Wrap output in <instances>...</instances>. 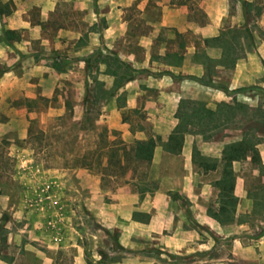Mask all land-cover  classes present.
<instances>
[{
    "label": "crops",
    "instance_id": "crops-1",
    "mask_svg": "<svg viewBox=\"0 0 264 264\" xmlns=\"http://www.w3.org/2000/svg\"><path fill=\"white\" fill-rule=\"evenodd\" d=\"M64 1L73 0H0V6L5 11L2 17L0 16V22L6 23L5 29L13 32L12 35H17L21 30L29 32V39L17 36L11 39L4 38L6 45L8 43L19 47L18 58L22 64V75L17 78L12 74L11 69L4 70L0 75V102L5 98L1 85L4 86L9 81H15L16 85L20 81L22 88L30 86L42 88L41 95L44 96L53 93L56 73L67 71L74 73L76 70L82 72L87 81L86 60L90 61L92 55L96 56L100 51L88 53L85 47H78L76 50L79 56L77 59L73 58L72 47L82 41L83 35L73 27L57 24L54 21L55 15L65 13ZM89 1L93 6L95 0ZM111 1L119 5V0ZM131 1L140 10L139 17L147 26V32L138 33L135 30L121 32L118 26L128 23V20L119 15V20L116 22L113 19L109 29H105V36L118 39L126 34L128 38L140 39L141 42L137 44L141 45L143 56L141 59H136L130 50L118 51L117 57L125 63L132 64L134 74L131 79L119 84H116V76L111 74L104 76L108 81V85L105 86L107 90L105 103L111 102L113 105L106 115V122L109 128L108 134L111 136L113 131L110 129H113L112 125L119 119L118 124L125 127L120 135L126 141L142 140L151 135L160 137V140H156L153 157L147 166L145 176L148 181L156 182V189L151 194L140 195L131 189L129 182H124L129 179L130 174L126 175L122 183L117 184L115 188L106 189L101 185V175L79 169L75 176L79 209L73 206L68 208L66 201L68 202L69 198L64 191H61L60 194L65 195L62 201L65 202H62L63 204L58 208L55 205L49 206L50 215L56 217L60 212L64 216H70L82 212L85 221L89 218L101 229L115 234L116 239L111 245H116L117 248L110 250L108 254L102 253L109 260H104L97 252L93 256L94 259H88L80 229L74 228L71 223H59L57 218L45 220L41 217L44 213L40 212L43 208L33 206L29 211L23 209L14 211L13 218L2 222L6 234L5 237L0 236L4 238V240L0 239V245L4 244V248L0 246V264H161L160 261L165 259L172 262L171 258L176 260L175 263L172 262L173 264H184L181 261L188 259L193 260L192 264H264V233L258 239H252L249 232H246L247 224L238 221V217L249 214L252 207L244 186V176L238 173L241 168L240 162L231 163L235 177L233 194L237 197L234 216L232 221L221 224L207 211L208 208L213 211L218 209L216 199L219 190L215 182L220 178L221 171L214 180L206 182L199 180L198 169L191 159L192 144L194 142L198 144V137L185 133L182 148L180 147V159L176 164L168 160L170 155L168 137L177 123L173 117L176 108L174 106L170 108V116L167 111L153 110L150 107H155L157 98H151L147 92L149 88L163 92L159 87L168 81L169 77L138 76L143 71L154 70L153 67L156 66L157 71H170L184 76L180 83L182 89L188 85L198 86L196 81L185 79L199 77L197 73L188 69L192 68L193 64L189 59L187 60V55L191 56L196 49H199L196 41L200 36L208 38L217 35L214 30L218 29L220 22L226 17L234 18L233 13L228 10L231 0H198L196 6H189L185 0H182V4L160 0ZM236 1L235 13L243 21L247 19L244 6L261 5L260 0ZM80 2L81 0L74 6L77 10L85 8L79 5ZM152 6L158 8L157 14L152 11ZM194 9L205 18V25L200 26L197 20L193 19L190 12L192 13ZM30 10L37 12L35 18L31 17ZM93 15L95 21L97 17L99 19L97 11H94ZM161 31H164V34H161ZM187 33L191 38H195L194 43L190 40L184 46L173 49L167 46L166 42L174 39L175 35L184 36ZM156 38H161L157 48L153 42ZM65 48L67 50L63 58L64 66L58 67L51 56L62 53ZM256 50L264 55V43H257ZM70 51L73 54H69ZM157 57L160 60L153 61ZM26 60L28 61L24 63ZM198 65L194 64L195 70H198ZM245 66L241 62L236 64L239 76L240 72L247 68ZM263 71L264 68L259 69L258 73L264 77ZM92 83V80L86 82L85 95H87V86ZM245 84L248 83H241L236 79L232 80L230 86ZM34 95L25 91L22 101L26 103L25 98L35 97ZM179 97L180 93L177 98ZM143 101L150 102L149 106L143 107L148 109L146 117H143L148 127L143 125V121L138 117L131 122L122 121L121 114L132 113L137 104ZM91 104L93 107L92 102ZM225 141H231V137H226ZM261 164L264 165L263 155ZM174 166L178 168V174L171 173V168ZM216 171L217 168L214 172ZM253 172L254 175H258L255 169ZM69 179L70 176L62 179L64 186ZM49 180L51 183H57L53 178ZM258 181L264 184V173L259 175ZM198 182H201L200 186ZM170 194L184 201L188 200L190 204L186 206L181 201L177 202L170 197ZM56 196L55 189L52 197ZM54 203L57 204V201L54 200ZM20 218H25L27 221L20 225L12 221L13 219L20 221ZM202 233H205V239ZM92 236L96 238V235ZM154 252L160 257L158 262L151 256Z\"/></svg>",
    "mask_w": 264,
    "mask_h": 264
},
{
    "label": "rangeland",
    "instance_id": "rangeland-1",
    "mask_svg": "<svg viewBox=\"0 0 264 264\" xmlns=\"http://www.w3.org/2000/svg\"><path fill=\"white\" fill-rule=\"evenodd\" d=\"M78 1H64L63 12L65 13L55 15L54 21L82 32V41L71 46L74 59L79 56L78 50H76L78 47H85L88 53L100 51L96 56L92 55L90 61L86 60L87 81H93L90 86H87V96L85 95L87 82L84 78L85 75L76 70L74 73L68 71L56 73L55 87L51 95H41L42 88L39 87L22 88L20 81H18L19 85H16L15 81H9L4 86L1 85L5 98L0 102V236L5 237L6 234L2 222L13 218L14 211L19 209L29 211L33 206L35 208L41 206L43 209H40V212L44 213L41 214V217L45 220L50 221L52 218H57L59 223H71L74 228L80 229L82 240L86 246V257L89 259L93 258L96 252L108 254L110 250L117 248L116 245H111V242L116 239V235L101 229L89 218H86L85 221L82 212H76L75 215L70 216H64L59 212L58 216H51L49 206L55 205L58 208L65 202L62 200L66 195L69 198V201H66L68 208L73 206L78 210V185L75 182L77 171L82 169L91 174L100 175L98 170L102 169L95 159L96 156L91 161L85 160V162H91V168L80 167L87 153L92 152L96 148L95 146L99 145L114 143L118 146L128 147L132 143L130 140L122 139L120 132L125 127L118 124L119 119L112 125L113 129H110L113 134L111 136L108 134L106 115L113 105L111 102L105 103L107 98L105 86L108 85V81L104 76L109 75L106 71L108 65L110 68L117 67V63L115 64L113 59L121 61L117 57L118 51L130 50L136 59H141L143 56L141 45L137 44L141 40L133 37L128 38L126 34L118 39L106 37L105 29H109L112 20L117 22L120 16L128 20V23L125 22L118 26L121 32L135 30L138 33H144L148 28L140 19L141 12L133 1L119 0L118 5L111 0H96L92 6L89 0H81L79 5L85 8L77 10L74 6L78 5ZM160 1L172 2L171 0ZM185 2L189 6H196L198 0H185ZM236 2V0H231L228 8L234 18L223 19L218 29L214 30L217 35L208 38L200 36V39L196 41L199 49H196L191 56L187 55V60L189 59L193 64V67L188 69L197 73L199 77H186L185 79L196 81L198 86L188 85L182 89L180 83L184 76L170 71H157L156 66L153 67L154 70L143 71L138 76L159 78L161 75H166L170 79L159 87L163 92H157L158 89L154 91L153 88H149L147 92L151 98H157L155 107H150L155 111L156 109L157 111H167L170 116L171 107L174 106L176 109L173 117L177 120L175 114L181 100L186 103L184 104L186 109L206 108L211 110L210 119L207 122L194 121L187 127L188 132L186 133L198 137V144L196 145L195 142L192 144L191 159L196 165L195 168L198 169L200 181L214 180L219 176L224 164L223 152L226 146L237 143L243 138L255 143L258 155L253 159L248 157L238 160L241 164L238 173L244 176V186L252 202L251 212L239 216L238 221L247 224L246 232H249L252 239H258L264 233V184H260L258 181L259 175L264 173V165L261 164V157L264 156V77L258 73L259 69L264 68V55L256 50V46L257 43H264V0H260L261 5L244 6L245 16H247L244 21L239 19L235 13L234 3ZM151 9L157 14L158 10L156 9L158 8L152 6ZM94 11L99 13V19L97 17L96 21L93 15ZM192 11L190 14L193 19H196L200 26L205 25L206 20L201 13L195 9ZM0 12L1 15L5 13L1 6ZM30 13L32 18L37 16V12L34 10H30ZM5 24L3 21L0 22V75L4 70L11 69L12 74L20 78L22 64L18 58L19 47L5 44ZM162 33L164 34V31H161ZM28 34V30H21L12 38L17 36L29 39ZM190 40H193L194 43L195 38H191L188 33L184 36L177 34L174 39L166 43L173 49L184 46ZM160 41L161 38L153 40L155 48L159 46ZM66 50L67 48L63 49L62 53L51 56L52 61L58 67L64 66L63 58ZM72 51L69 54H73ZM159 60L160 58L157 57L153 61ZM239 62L247 67L240 72V76L238 68L236 69V64ZM123 64L134 74L132 64L125 62ZM194 64H199L198 70L194 69L196 68ZM197 79L211 82L213 85H206ZM236 79H239L241 83L248 84L230 86L232 80ZM117 83H120L118 79H116ZM50 88L51 86L48 87V89ZM25 91L35 94V97H26V103L22 101ZM178 93H180L179 98H177ZM183 95L185 96L182 97ZM85 97L87 101L84 100ZM89 101H95V107H92ZM145 105L149 106L150 102L138 103L132 113L121 114L122 121L131 122L138 117L143 121V125L148 127V123L143 119L146 117V110H148L143 109ZM86 111L89 112V115H85ZM93 125L97 126L96 130L91 129ZM102 127L104 134L97 137L96 134L101 131ZM28 131L33 134L42 132L43 136L29 139ZM226 137H231V141H225ZM154 138L160 140L158 135H155ZM168 153L170 154L168 160H172L176 164L180 159L181 149L177 153L169 151ZM101 164H106V159L103 156L100 157ZM213 164L216 165V172H214L216 168L209 169ZM253 169L258 174L257 176L253 174ZM171 173L178 174V168L176 166L171 168ZM232 173L234 175L233 170ZM126 175H118L117 178L104 177L101 185L103 188L113 189L117 182L124 180ZM68 176L71 179L64 186L62 179ZM50 178L56 180L57 183H51ZM134 180V184L141 181L138 178H134ZM145 180L148 181L146 178ZM198 183L200 186L201 182ZM132 184H129L131 189L143 195L138 191L139 185ZM156 186V182L148 181L149 190L144 194H151ZM55 189L57 196L52 197ZM61 191H64L65 195H61ZM170 197L177 202L181 201L186 206L190 204L188 200L184 201L174 194H170ZM54 200L57 201V204L54 203ZM20 219V221L14 219L12 221L17 225L27 221L25 218ZM92 235H96V238H93ZM203 238H206L205 233ZM3 245L0 246L4 248ZM151 256L158 262L160 257L156 252ZM103 259L106 258L103 257ZM171 261L175 263L176 260L171 258ZM192 261L188 259L181 262L192 264ZM172 262L166 259L160 261L161 264H173Z\"/></svg>",
    "mask_w": 264,
    "mask_h": 264
},
{
    "label": "trees",
    "instance_id": "trees-1",
    "mask_svg": "<svg viewBox=\"0 0 264 264\" xmlns=\"http://www.w3.org/2000/svg\"><path fill=\"white\" fill-rule=\"evenodd\" d=\"M96 1V0H95ZM172 2H177L182 4V0H171ZM1 15V12H0ZM13 32L6 30L5 38L11 39L13 37ZM113 62L117 67L110 68L107 66V73L116 76L117 79L122 83L123 81H127L133 77L132 70L129 69L123 62L113 59ZM199 82L204 83L206 85H213L211 82H205L202 79H197ZM95 81V80H94ZM87 96V95H86ZM87 101L86 97L84 98ZM93 107H95V101L92 102ZM186 104L183 100L180 101L178 105L175 117L177 118V123L168 137V151L172 153H177L180 150L182 140L184 134L188 132L187 127L197 121L202 123L203 121L207 122L210 119L211 110L206 108H198L197 110L186 109ZM85 115H89V112H85ZM97 126L93 125L91 127L92 130H96ZM28 138H36L42 137L43 133L38 132L37 134H33L28 131ZM104 134V128H101V131L96 134L97 137ZM156 144V139L154 136H149L146 139L142 140H134L128 147L118 146L117 144L110 143L104 146H95L92 152H88L86 157H84V161L80 164V167L83 168H91V162H85V160H90L96 156V160L98 161V165L102 167L98 172L101 175V179L103 181L104 177H118L124 176L127 173L130 174L129 179L124 182H129L134 184V178H138V183L134 185H139L138 191L144 193L148 191V181L144 178L146 176L147 166L152 160L154 148ZM224 164L222 166L221 176L215 182L216 187L218 188V209L217 211H213L208 208V214L216 219L219 223H227L232 221L235 207L237 203V197L233 194V185H234V175L231 169L232 161H238L242 159H246L247 157H253L258 155V151L255 143H252L247 138H243L241 141L230 144L224 149ZM103 156L106 159L105 165H100V157ZM216 165L213 164L209 169H215ZM122 182H117L116 184H120ZM132 184V185H133ZM4 240V238H0ZM103 258L104 255L101 254Z\"/></svg>",
    "mask_w": 264,
    "mask_h": 264
}]
</instances>
